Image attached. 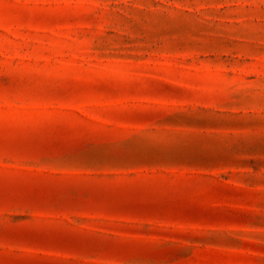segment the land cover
Instances as JSON below:
<instances>
[{
  "label": "rangeland",
  "instance_id": "1",
  "mask_svg": "<svg viewBox=\"0 0 264 264\" xmlns=\"http://www.w3.org/2000/svg\"><path fill=\"white\" fill-rule=\"evenodd\" d=\"M0 264H264V0H0Z\"/></svg>",
  "mask_w": 264,
  "mask_h": 264
}]
</instances>
